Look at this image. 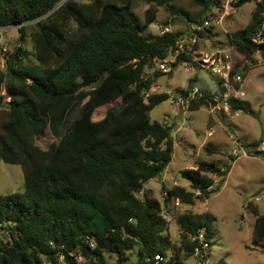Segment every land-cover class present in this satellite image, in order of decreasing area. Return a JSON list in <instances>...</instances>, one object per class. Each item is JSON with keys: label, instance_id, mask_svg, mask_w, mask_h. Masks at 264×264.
I'll return each mask as SVG.
<instances>
[{"label": "trees", "instance_id": "obj_1", "mask_svg": "<svg viewBox=\"0 0 264 264\" xmlns=\"http://www.w3.org/2000/svg\"><path fill=\"white\" fill-rule=\"evenodd\" d=\"M146 1L148 7L139 9L133 0H0V28L19 26L21 42L27 24L35 22L34 51L17 45L0 79V110L6 112L0 120V161L21 165L25 179L23 191L0 193V264H45L44 257L51 264H107L106 254L122 262L130 253L135 264H190L197 249L203 254L212 247L211 212L180 213L177 246L162 202L145 191V183L172 161L175 143L173 127L151 118L171 94L146 97V92L179 65L207 64L186 48L168 73L148 77L147 69L156 58L166 60L175 52L183 35L211 37L212 29L198 26L218 15L214 8L224 0H192L200 8L196 17L171 0ZM248 1L239 0L237 7ZM256 4L249 23L229 35L246 60L264 46L254 40L262 21V4ZM161 9L169 13L163 27L182 20L180 14L197 27L190 34L172 28L143 33ZM238 63L233 73L245 77L249 67L240 69ZM195 80L180 93L193 90ZM224 91L221 86L218 94ZM211 103L216 104L206 92L190 109ZM228 104L248 111L243 99L230 98ZM48 130L60 139L43 148L37 140ZM206 148L210 154L218 151ZM236 158L199 159L195 168L181 170L191 189L176 184L167 190L169 197L187 206L209 199L223 185L214 186V177L224 181ZM250 207L256 216L253 239L264 251V213Z\"/></svg>", "mask_w": 264, "mask_h": 264}, {"label": "rangeland", "instance_id": "obj_2", "mask_svg": "<svg viewBox=\"0 0 264 264\" xmlns=\"http://www.w3.org/2000/svg\"><path fill=\"white\" fill-rule=\"evenodd\" d=\"M239 0L230 1L228 14L223 23L217 19L211 20L213 35L200 41L194 56L201 58L203 52H215L219 49L231 47L229 35L244 27L252 18L256 7V0H250L241 7H237ZM224 3L227 0L223 1ZM178 10L183 9L196 17L199 6L192 0H171ZM136 8L148 7L146 0H133ZM216 14L222 12L221 8H214ZM187 16V15H186ZM185 14H180L182 20L171 24L170 28L190 34L196 28L194 22H190ZM211 17V16H210ZM169 18V13L161 9L158 18L151 25L143 29V33L158 35L163 29L161 22ZM35 22L27 24L25 40L21 42L19 26L12 25L0 28V79L6 73V58L11 55L17 45H23L34 51L30 32ZM220 40H216L215 37ZM198 48V49H196ZM233 57L239 62V68L246 65L249 70L245 72L246 102L248 111L232 110L220 103L216 108L215 103L203 106L199 109L180 107L172 104L171 99L180 93V89H187L192 79V87L199 86L200 92L209 93L212 98L218 94L222 86L217 75L210 72L209 68L194 67L193 64H182L174 69L173 74H164L146 96L158 92H172L171 99L156 106L151 111L153 121L169 124L173 127L175 137L172 161L165 171L145 183V191L159 199L163 204L164 215L168 221V230L175 245L181 242V227L177 221L180 213L192 212L199 216L205 212H211L212 218L211 236L213 245L209 249V263L214 264L224 261L225 264H264V251L253 239V230L256 216L250 205H257L264 213V156L256 155L257 151L264 154V46L249 60L237 53L233 47ZM32 58H34L32 56ZM198 60V59H197ZM154 74L147 73V76ZM192 88V89H193ZM111 106V105H110ZM251 111L257 113L253 114ZM6 118L5 108L0 110V120ZM61 134L66 132L65 127H58ZM60 138L50 130L37 140V143L46 148ZM262 140L258 146L253 144ZM207 145L218 150L214 154L207 151ZM231 154L237 155L231 161V170L225 180L215 178V185L222 182L221 190L213 194L209 199L199 198L195 205H175L167 198L165 191L172 189L176 184L191 189V183L181 175L184 168H195L199 159L222 160L229 162ZM24 173L21 165L0 161V193L9 194L24 190ZM141 195V194H140ZM3 235H0L2 237ZM6 239V238H4ZM107 264H135L136 257L130 253L129 259L119 262L117 255L106 254ZM62 259V258H61ZM60 259V260H61ZM171 257L166 258L170 260ZM45 264H51L44 257ZM190 264H196V257L188 260Z\"/></svg>", "mask_w": 264, "mask_h": 264}, {"label": "built area", "instance_id": "obj_3", "mask_svg": "<svg viewBox=\"0 0 264 264\" xmlns=\"http://www.w3.org/2000/svg\"><path fill=\"white\" fill-rule=\"evenodd\" d=\"M230 1L227 0L226 5H224V11L221 12L219 15H216L214 17H208L206 21L202 22L201 26H198L199 29H212L211 20L217 19L218 23H223V20L225 19V16L228 14V5L230 4ZM236 1V0H233ZM259 2L262 4V10H261V16L262 21L258 28V31L255 36V42L257 43H264V0H259ZM171 29L169 27H164L161 31V33L168 32ZM205 37H201L198 33L194 32L190 35H183L181 37V40L178 43V49L175 52H172L171 55L166 59L162 60L159 58H156L154 60V63L148 67L147 73L155 74V73H168L172 68V63L175 62L177 55L181 50L189 49V51L194 52L195 54L198 53V50H195V46L200 43L202 39ZM233 46H231L228 49H219L215 52H203L204 55L201 56L200 60L207 64V67L210 69V72H212L214 75H217L219 79L222 81V87H224L225 91L221 94H215V97L213 100L216 102L214 105L215 108L222 102L225 104V110H228L229 104L228 99L230 98H236V99H243L246 95V92L244 90L245 87V77L240 72L237 71L233 73V70L235 68L236 61L233 57ZM198 59L199 58H196ZM148 92H146L147 95ZM170 94L172 92H169ZM205 93L198 89V87H194L193 90L189 91L188 94L184 95L182 93H178L172 97L171 102L174 104L176 108L180 107H190V104L195 99L201 98L204 96ZM149 96V95H148ZM146 96V97H148ZM165 195L167 198H170L169 192L165 191ZM175 205H180L179 199L176 198H170ZM209 244L205 243L204 248H208ZM208 251L204 250L203 254L200 249H197V253L195 255L198 262L196 264H210L209 263V256L207 257ZM159 258V256H157Z\"/></svg>", "mask_w": 264, "mask_h": 264}, {"label": "crops", "instance_id": "obj_4", "mask_svg": "<svg viewBox=\"0 0 264 264\" xmlns=\"http://www.w3.org/2000/svg\"><path fill=\"white\" fill-rule=\"evenodd\" d=\"M224 5H226V3H224L223 5H222V12L224 11ZM239 7H241V6H239ZM227 8H229V5H228V7ZM228 12V11H227ZM170 28V27H169ZM171 29V28H170ZM193 29H195L194 28V26H193ZM215 33V32H214ZM160 34V33H159ZM215 39L216 40H220L217 36L215 37ZM196 82H197V79H196ZM196 87H199L198 85L196 86Z\"/></svg>", "mask_w": 264, "mask_h": 264}, {"label": "water", "instance_id": "obj_5", "mask_svg": "<svg viewBox=\"0 0 264 264\" xmlns=\"http://www.w3.org/2000/svg\"><path fill=\"white\" fill-rule=\"evenodd\" d=\"M200 25H202V22H201V24H200ZM255 154H256V155H261V156H264V154H263V153H261V151H257Z\"/></svg>", "mask_w": 264, "mask_h": 264}, {"label": "clouds", "instance_id": "obj_6", "mask_svg": "<svg viewBox=\"0 0 264 264\" xmlns=\"http://www.w3.org/2000/svg\"><path fill=\"white\" fill-rule=\"evenodd\" d=\"M201 24V23H200ZM201 26V25H200ZM164 28V27H163Z\"/></svg>", "mask_w": 264, "mask_h": 264}]
</instances>
